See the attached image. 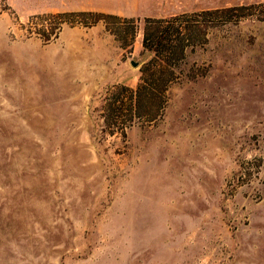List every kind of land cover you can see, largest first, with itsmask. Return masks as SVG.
I'll use <instances>...</instances> for the list:
<instances>
[{
    "label": "rangeland",
    "instance_id": "374dc122",
    "mask_svg": "<svg viewBox=\"0 0 264 264\" xmlns=\"http://www.w3.org/2000/svg\"><path fill=\"white\" fill-rule=\"evenodd\" d=\"M259 4L154 19L192 45L138 117L156 25L0 0V264H264Z\"/></svg>",
    "mask_w": 264,
    "mask_h": 264
},
{
    "label": "trees",
    "instance_id": "16d2710c",
    "mask_svg": "<svg viewBox=\"0 0 264 264\" xmlns=\"http://www.w3.org/2000/svg\"><path fill=\"white\" fill-rule=\"evenodd\" d=\"M246 7H232L224 11L225 14L232 12H243ZM255 8H264V4H259ZM216 11H204L201 15H210ZM103 16V15H98ZM240 17H245L244 15ZM258 20L264 21V11H259L256 15ZM100 18V17H99ZM176 20V19H174ZM172 20V21H174ZM146 24H154L156 27H143L142 47L145 52L151 55V59L141 70L139 83L134 91H129L128 107L130 114L140 117V104L143 94L147 90V83L151 77L154 78L151 86L159 93H163L168 82V74L176 67V61L183 58L188 46L192 45V35L189 27H160L161 20L145 19ZM148 26V25H146ZM154 69L155 73L149 74L148 69ZM154 76V77H153ZM115 103L119 104L118 100ZM160 106V103L158 107ZM116 107L114 109L117 110Z\"/></svg>",
    "mask_w": 264,
    "mask_h": 264
},
{
    "label": "crops",
    "instance_id": "0c3cea01",
    "mask_svg": "<svg viewBox=\"0 0 264 264\" xmlns=\"http://www.w3.org/2000/svg\"><path fill=\"white\" fill-rule=\"evenodd\" d=\"M54 1V0H52ZM70 6L121 18L165 19L183 13L222 9L264 0H56Z\"/></svg>",
    "mask_w": 264,
    "mask_h": 264
}]
</instances>
